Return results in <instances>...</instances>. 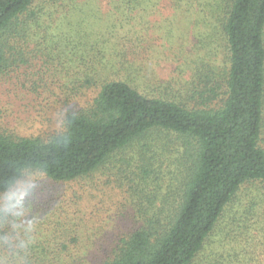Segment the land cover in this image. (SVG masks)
<instances>
[{
	"label": "trees",
	"instance_id": "obj_1",
	"mask_svg": "<svg viewBox=\"0 0 264 264\" xmlns=\"http://www.w3.org/2000/svg\"><path fill=\"white\" fill-rule=\"evenodd\" d=\"M38 1L0 0V83L40 62L60 81L66 104L89 92L95 97L66 108L45 137L10 131L0 118V264H82L71 248L79 235L65 219L51 222L47 234L33 232L37 216L27 198L34 179L71 184L108 167L127 176L137 226L97 264H254L234 249L230 254L224 240L209 261L208 246L241 187L264 183V0H169L205 34L199 54L174 58L181 79L167 83L154 72L147 77V36L117 37L109 28L92 38L81 20V36L72 34V23L55 34L43 18L52 20L47 8L64 0ZM91 1L108 2L131 26L155 14L162 0ZM174 138L183 143L179 157L155 165L167 161Z\"/></svg>",
	"mask_w": 264,
	"mask_h": 264
},
{
	"label": "rangeland",
	"instance_id": "obj_2",
	"mask_svg": "<svg viewBox=\"0 0 264 264\" xmlns=\"http://www.w3.org/2000/svg\"><path fill=\"white\" fill-rule=\"evenodd\" d=\"M47 1L51 2V0H39L37 3L42 4ZM47 10L55 12L52 20L43 18L50 32L52 29L55 34L66 31L68 29L66 24L72 23L74 31L72 34L81 36L75 28V22L81 20L86 23L84 29L92 38H97V34L100 35L109 28L114 29V35L117 37L127 36L136 40L147 36V77L150 78L154 72L163 83L169 80L173 82L179 78L180 71L174 58L176 56H179L178 59L186 58L190 50H195V54H199L201 34H205L202 26L199 28L188 26L185 18L180 14L181 22H179L180 16L172 8L169 0H162L157 12L153 15L149 14L144 21L141 18L133 19L131 26L121 23L118 19L124 17L120 14L123 12L114 11L106 1L97 4L91 0L57 1L50 4ZM110 10L113 22L110 21L107 25ZM122 24L125 27H122ZM166 29L172 33L168 35ZM220 57L222 58L223 55ZM47 68L40 62H35L33 70L27 71L25 76L20 70L16 74L8 75L0 83V118L9 121L10 131L45 137V134L56 130L58 120H62L61 115L66 108L84 107L95 97V93L84 92L86 95H81L66 104L61 93L60 81L53 82ZM190 75V71L187 70L183 78L188 79ZM24 86H31L33 89H25ZM172 87L176 90L174 85ZM181 145L183 143L174 138V142L167 147V150L171 151L166 154L167 161L153 160L155 165L167 166L169 160H176L180 154L177 148ZM158 152L163 153V149L155 151L156 154ZM132 155L136 156L135 153ZM141 163V160L134 161V166ZM161 171L163 172L160 174V180L166 183L164 178L169 179L168 171L166 167H162ZM181 173L185 175L184 170H181L178 172V177ZM126 177L125 174H116L108 167L71 184L52 183L43 178L34 179V194L27 198V202L31 203L30 206L34 208L37 216L34 220L33 232L47 234L52 228L51 222L58 218L65 219V228L79 235L77 242L71 246L74 248V256L75 253H81L76 255L75 259L79 258L82 264H97L108 255V251L122 234L137 226L135 210L126 192L128 187ZM58 209L61 210L58 212ZM55 211L57 214L53 217ZM71 222L79 225L77 229L71 225ZM85 223H88L87 227H84ZM261 229H264V183L248 182L241 187L235 199L224 211L208 246V252L212 253L208 258L209 261L218 253L219 245L224 240L225 245L228 246L226 250L230 254L236 251L242 258L245 256L246 262L264 264V246L259 244L262 239ZM227 233H229L228 238H226ZM87 249L91 251L88 253ZM233 249L234 251H231Z\"/></svg>",
	"mask_w": 264,
	"mask_h": 264
}]
</instances>
